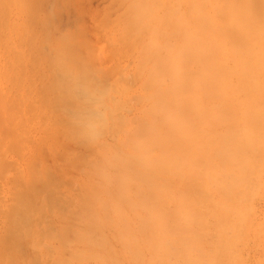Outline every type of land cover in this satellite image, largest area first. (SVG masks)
I'll use <instances>...</instances> for the list:
<instances>
[{
    "label": "rangeland",
    "instance_id": "1",
    "mask_svg": "<svg viewBox=\"0 0 264 264\" xmlns=\"http://www.w3.org/2000/svg\"><path fill=\"white\" fill-rule=\"evenodd\" d=\"M0 264H264V0H0Z\"/></svg>",
    "mask_w": 264,
    "mask_h": 264
},
{
    "label": "bare ground",
    "instance_id": "2",
    "mask_svg": "<svg viewBox=\"0 0 264 264\" xmlns=\"http://www.w3.org/2000/svg\"><path fill=\"white\" fill-rule=\"evenodd\" d=\"M238 44H239V43H238ZM240 46H241V45H240ZM215 62H216V61H215ZM11 69H12V68H11ZM206 72H207V71H206ZM34 73H35V72H34ZM206 78H207V77H206ZM212 79H213V78H212ZM12 80H13V79H12ZM43 89H44V88H43ZM10 103H11V102H10ZM46 103H47V101H46ZM1 110H2V109H1ZM28 111H29V110H28ZM10 117H11V116H10ZM31 118H32V117H31ZM14 123H15V122H14ZM15 129H16V128H15ZM76 134H77V133H76ZM86 134H87V133H86ZM65 136H66V135H65ZM84 136H86V135H84ZM84 136H83V137H84ZM68 137H69V136H68ZM68 137H67V138H68ZM91 137H92V136H91ZM88 138H89V137H88ZM6 139H7V138H6ZM85 139H87V138H85ZM67 140H68V139H67ZM92 140H93V138H92ZM92 140H91V141H92ZM89 141H90V140H89ZM91 143H92V142H91ZM92 144H93V143H92ZM16 150H17V149H16ZM122 192H123V191H122ZM122 194L124 195V194H126V193H122ZM122 197H123V196H122ZM122 197H121V198H122ZM124 198H125V195H124ZM124 198H122V199H124ZM125 200H126V198H125ZM20 201H21V200H20ZM19 203H20V202H19ZM19 203H18V205H19ZM22 203H23V202H22ZM20 204H21V203H20ZM27 204H28V203H27ZM21 205H22V204H21ZM29 206H30V205H29ZM23 207H25V205H24ZM26 207H27V206H26ZM12 210L14 211V209H12ZM19 210H20V209H19ZM17 212H18V211H17ZM115 212H117V210H115ZM22 214H23V213H22ZM10 215H12V214H10ZM18 215L20 216L21 214L18 213ZM21 216H22V215H21ZM12 217H14V215H13ZM13 219H14V218H13ZM16 223H17V220H16ZM18 224H19V223H18ZM25 225H26V224H25ZM12 226H13V225H12ZM13 230H14V229H13ZM14 235H15V234H14ZM81 238H83V236H82ZM17 239H18V238H17Z\"/></svg>",
    "mask_w": 264,
    "mask_h": 264
}]
</instances>
